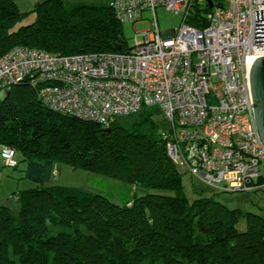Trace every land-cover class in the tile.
<instances>
[{
	"label": "trees",
	"instance_id": "1",
	"mask_svg": "<svg viewBox=\"0 0 264 264\" xmlns=\"http://www.w3.org/2000/svg\"><path fill=\"white\" fill-rule=\"evenodd\" d=\"M36 10L33 22L19 25L16 0H0V56L15 46L127 51L110 3L67 10L62 0H45ZM149 108L160 111L142 107L106 125L50 110L27 80L0 88V156L14 148L12 167L19 155L27 163L62 161L98 181L97 190L51 184L14 192L17 214L0 205V264H264V216L213 197L191 202L186 171L162 136L166 120L158 128Z\"/></svg>",
	"mask_w": 264,
	"mask_h": 264
},
{
	"label": "built area",
	"instance_id": "2",
	"mask_svg": "<svg viewBox=\"0 0 264 264\" xmlns=\"http://www.w3.org/2000/svg\"><path fill=\"white\" fill-rule=\"evenodd\" d=\"M210 1L112 0L122 22L149 24L136 30L131 49L65 55L15 46L0 56V88L27 80L50 110L106 125L157 106L168 154L182 170L223 192L264 188L250 81L264 56V43L255 42L264 0ZM160 6L183 13L177 29H160ZM145 11L152 12L148 20ZM195 17L205 26L190 23ZM15 155L3 147L6 165L16 164Z\"/></svg>",
	"mask_w": 264,
	"mask_h": 264
},
{
	"label": "rangeland",
	"instance_id": "3",
	"mask_svg": "<svg viewBox=\"0 0 264 264\" xmlns=\"http://www.w3.org/2000/svg\"><path fill=\"white\" fill-rule=\"evenodd\" d=\"M44 1L45 0H16V3L20 10L19 25H27L33 22L37 18V6L39 5V3H42ZM110 1L112 0H62L63 5L67 8V10H71L72 7L80 4L101 6L109 4ZM156 14L158 17L160 29L163 32L177 29L183 21L182 12L176 13L173 10H168L164 6L158 7L156 10ZM151 17V11H145L143 13V18L145 20H148ZM148 25L149 24L147 21L139 23H122L121 28L123 36L125 38L126 50L131 49V47L134 45L136 30H145L146 28H148ZM148 113L151 114V117L157 127L161 129L163 123L165 122L164 115L156 108H149ZM120 119L123 120L125 118ZM136 119L137 117L135 118V120ZM26 164L27 161L22 159L19 169L17 170L9 165L4 166L2 165V163L0 164V205L7 206L14 214H17L19 212V203L17 199L15 197H11V195L14 196L13 193L18 192V190H16V185L19 181L17 180V177L20 178L19 176L21 175L25 176L24 169ZM57 164L62 172L60 179H57V183L62 182L64 184L79 187H85V185L86 187L89 186L88 184H86L88 178L83 174V171L74 170L71 166L67 165L62 161L57 162ZM15 176L16 178H14ZM60 180L61 182H58ZM85 180L86 183L83 184ZM97 182V180L93 181L94 184H96ZM182 186L185 191V194L191 202L198 198L213 197L216 201L222 203L229 209H240L244 213L251 212L256 214H262L264 216V189L253 192L237 191L220 193L217 189L204 184L188 172L182 174ZM169 193L171 194L172 192ZM245 225L246 219L243 217L239 223V228L243 230L245 228Z\"/></svg>",
	"mask_w": 264,
	"mask_h": 264
},
{
	"label": "crops",
	"instance_id": "4",
	"mask_svg": "<svg viewBox=\"0 0 264 264\" xmlns=\"http://www.w3.org/2000/svg\"><path fill=\"white\" fill-rule=\"evenodd\" d=\"M16 159L19 161L22 160V157L16 156ZM2 163V165L5 166L4 160L1 158L0 156V164ZM21 163H19L18 167H13L16 170L19 169ZM12 167V166H11ZM22 169V168H21ZM25 173L21 176H19L20 178L17 177L18 183L16 185L17 189L16 190H22V189H28V188H32L35 187L37 185H51V184H61V185H66V186H72V185H68V184H64L61 183H57V179L59 180L61 177V170L58 167L57 162L54 161H30L29 163L26 164L25 166ZM3 171V170H1ZM83 174L88 178V181L86 183V180L84 181L83 184H88L89 186L85 188L88 190H97V184H94L93 181L96 180V177L93 176L92 174L83 171ZM16 178V176L14 177ZM24 180H30V181H24ZM66 182V181H64ZM11 197H13V195H11Z\"/></svg>",
	"mask_w": 264,
	"mask_h": 264
},
{
	"label": "water",
	"instance_id": "5",
	"mask_svg": "<svg viewBox=\"0 0 264 264\" xmlns=\"http://www.w3.org/2000/svg\"><path fill=\"white\" fill-rule=\"evenodd\" d=\"M210 5L212 6L211 3ZM255 42L264 43V10H256ZM250 81L257 129L264 144V56L255 60L250 72Z\"/></svg>",
	"mask_w": 264,
	"mask_h": 264
}]
</instances>
